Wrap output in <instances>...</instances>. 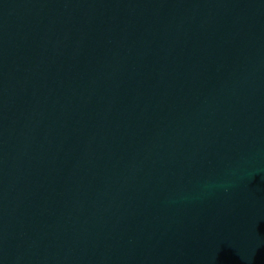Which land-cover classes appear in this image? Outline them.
I'll use <instances>...</instances> for the list:
<instances>
[{"label":"water","instance_id":"water-1","mask_svg":"<svg viewBox=\"0 0 264 264\" xmlns=\"http://www.w3.org/2000/svg\"><path fill=\"white\" fill-rule=\"evenodd\" d=\"M0 264H264V0H0Z\"/></svg>","mask_w":264,"mask_h":264}]
</instances>
